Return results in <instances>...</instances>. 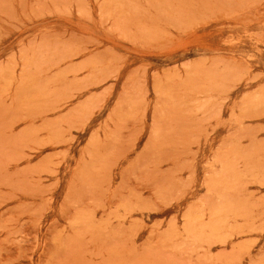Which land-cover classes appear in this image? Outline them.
<instances>
[{"label": "rangeland", "instance_id": "rangeland-1", "mask_svg": "<svg viewBox=\"0 0 264 264\" xmlns=\"http://www.w3.org/2000/svg\"><path fill=\"white\" fill-rule=\"evenodd\" d=\"M0 264H264V0H0Z\"/></svg>", "mask_w": 264, "mask_h": 264}]
</instances>
